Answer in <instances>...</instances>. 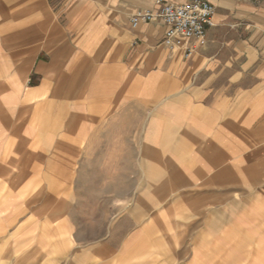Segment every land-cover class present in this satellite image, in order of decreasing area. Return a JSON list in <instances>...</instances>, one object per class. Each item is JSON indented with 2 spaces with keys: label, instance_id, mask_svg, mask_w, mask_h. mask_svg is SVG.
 I'll return each mask as SVG.
<instances>
[{
  "label": "crops",
  "instance_id": "1",
  "mask_svg": "<svg viewBox=\"0 0 264 264\" xmlns=\"http://www.w3.org/2000/svg\"><path fill=\"white\" fill-rule=\"evenodd\" d=\"M204 1V42L167 46L160 21L130 23L154 0H0L15 253H35L40 218L80 260L84 214L120 213L123 260L264 264V0Z\"/></svg>",
  "mask_w": 264,
  "mask_h": 264
},
{
  "label": "rangeland",
  "instance_id": "2",
  "mask_svg": "<svg viewBox=\"0 0 264 264\" xmlns=\"http://www.w3.org/2000/svg\"><path fill=\"white\" fill-rule=\"evenodd\" d=\"M12 215H10L11 218L13 217ZM24 215L16 216L14 219L15 223L13 224L16 225L18 220H27V218H24ZM121 215L120 213H100L96 215L99 221H93L91 214H84V223H82L80 229V238L84 241V244L80 246V250L78 251L80 260H76L77 253L74 245L73 250H70L68 253L65 251L66 246L60 243L59 229L40 218L39 220L37 219L36 227L33 231L36 235L37 244H35V253L31 255L22 254L21 251L15 253V244L10 242L21 228L19 230L15 228L12 230L5 229L6 233L3 234L4 229L0 227V234L6 235L5 237H0V264H141L140 262L123 260V245L119 243L121 239L119 236L122 232V223L119 221ZM1 216L3 214L0 212V224ZM93 222L95 223L94 232L92 228ZM19 226H23V223L19 224ZM93 239L96 240L97 244H88ZM110 240H112L111 242L113 240L115 242L103 245L105 247L102 246V242ZM108 247L112 250L114 249L113 252L109 251L108 253ZM98 248L100 249L99 252H97ZM92 255H94L96 260L92 259ZM148 264H157V262L154 260L148 261Z\"/></svg>",
  "mask_w": 264,
  "mask_h": 264
},
{
  "label": "built area",
  "instance_id": "3",
  "mask_svg": "<svg viewBox=\"0 0 264 264\" xmlns=\"http://www.w3.org/2000/svg\"><path fill=\"white\" fill-rule=\"evenodd\" d=\"M155 8L137 10L130 23L136 26L141 22L160 21L168 27L163 43L170 46L176 37L194 38L202 44L206 30L212 25L214 6L204 0H190L182 4H173L167 0H154ZM189 51L186 53V56Z\"/></svg>",
  "mask_w": 264,
  "mask_h": 264
}]
</instances>
